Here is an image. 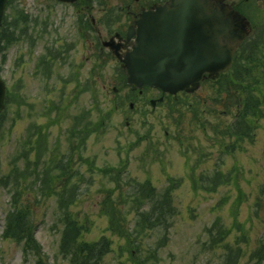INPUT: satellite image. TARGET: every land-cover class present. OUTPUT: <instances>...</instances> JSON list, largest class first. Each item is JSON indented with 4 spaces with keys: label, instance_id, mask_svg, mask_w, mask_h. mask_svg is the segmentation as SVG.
Returning <instances> with one entry per match:
<instances>
[{
    "label": "rangeland",
    "instance_id": "1",
    "mask_svg": "<svg viewBox=\"0 0 264 264\" xmlns=\"http://www.w3.org/2000/svg\"><path fill=\"white\" fill-rule=\"evenodd\" d=\"M234 1L253 18L254 26L264 25V0ZM143 2L147 0L81 1L91 4L85 17L77 14L80 4L54 0H11L6 6V24L14 20L16 11L23 18L13 30L17 39L0 42V75L9 92L0 118V264H69L73 258L69 245L66 257L59 253L62 211L57 197L66 192L59 186L64 166L70 178L67 194L77 185L75 202L68 207L81 232L76 245L85 249L87 244V253L97 246L89 262L100 254L98 264H225L229 246L231 264H264V254L262 259L257 255L264 248V193H260L264 184V78L259 80L263 94L257 96L261 115L257 119L247 116L248 124L243 126L252 127V135L243 133L228 150L229 139L223 138L222 131L216 135L215 128L232 123L233 115H222L219 109L216 115L207 101L187 108L195 97L210 95V84L191 95L178 94L172 114L167 103L153 109L145 103L150 97L142 94L130 109L123 102L128 88L117 90L116 96L112 90L119 78L116 59L107 48L97 54L96 46L115 31L125 30L130 22L126 13ZM90 18L97 26L83 37L77 21L88 25ZM260 38L264 39V27ZM52 46L59 52L67 50L66 60L52 62L47 71V65L38 61L42 56L49 60L45 47ZM82 115L96 128L85 138V146L81 135L70 136L69 145L74 117ZM40 126L45 127L41 133ZM29 137L33 151L30 144L24 146ZM15 167L13 175H17L12 176L10 170ZM116 170L122 173L119 188L112 181ZM8 174L10 180H4ZM43 177L40 192L38 182ZM213 178L214 185L209 183ZM147 179L154 191L146 196L161 199L156 217L168 205L161 225L151 228L135 225L137 211L149 205L137 201L132 185ZM13 195L20 206L22 200L30 204L26 216L32 222L36 254L25 255L22 242L3 235L5 220L13 211ZM112 200H121L124 206L121 220L128 223L129 238L108 231L112 227L106 215L113 211ZM217 219L230 233L212 246L213 239L218 240ZM102 238L108 242L104 247L100 246Z\"/></svg>",
    "mask_w": 264,
    "mask_h": 264
},
{
    "label": "water",
    "instance_id": "2",
    "mask_svg": "<svg viewBox=\"0 0 264 264\" xmlns=\"http://www.w3.org/2000/svg\"><path fill=\"white\" fill-rule=\"evenodd\" d=\"M74 1V0H63ZM6 0H0V23ZM248 21L225 3L214 0H169L144 10L127 29L131 49L104 42L123 62L131 87L156 86L176 93L198 87L205 73L228 69L247 35ZM5 84L0 78V111Z\"/></svg>",
    "mask_w": 264,
    "mask_h": 264
},
{
    "label": "trees",
    "instance_id": "3",
    "mask_svg": "<svg viewBox=\"0 0 264 264\" xmlns=\"http://www.w3.org/2000/svg\"><path fill=\"white\" fill-rule=\"evenodd\" d=\"M17 14V12H16ZM22 18V16H21ZM12 20V19H11ZM18 15L14 16V20L11 22H8L7 24L4 23L3 26L0 28V42H5L6 44L12 43V41L16 40V34L13 32L15 29V26L18 24ZM254 42V41H253ZM253 42H247L244 43L243 47L240 49V52H238L235 55L234 58V64L232 68L227 71L226 73L222 74L220 77H218L215 82H213L211 89L213 91V95L209 97L210 107L212 108V111L217 115L216 110L219 109V113L222 115H233L234 121L232 123H229L225 125V127H220L222 129L223 138L227 137L229 140V143L227 144L226 148H230L234 146V140L238 137H240L243 133H245V137H249L252 135V127H248L244 125L248 124L246 121L247 116H251L254 119L258 118L261 115V111L257 112V96L263 94V89L260 86V78H264V39L256 41L255 47H252ZM246 77H249L250 79L246 81ZM243 92L247 93H254L256 97L252 98H245L243 97ZM8 95V94H7ZM8 98V96H7ZM256 101H255V99ZM247 99V100H245ZM204 103L205 101H201L200 99H196L193 102L187 103V108L191 109L195 108V105ZM195 111V110H194ZM3 112L0 113V118L2 117ZM220 116V115H218ZM89 118L87 115H82L81 117L75 116L73 120V126L71 127L70 134L68 136L69 139V145H70V136L75 137H82L83 145L85 146V138L95 130V128L90 127V121H88ZM104 121V120H103ZM1 123V120H0ZM83 127V128H82ZM41 128H45L44 126H40L39 133H41ZM28 139V140H27ZM24 142V146L26 144H30L29 148H31V151H33L35 148L34 143L31 141V137L27 138ZM73 147V145H72ZM69 147L70 151L74 150V148ZM37 159H41V149L37 145ZM24 157L27 158V152H25ZM27 161V159H26ZM87 163H90L89 159H86ZM123 164L121 167L125 168V162H122ZM27 168V167H25ZM63 175L64 177H61L59 179V186H62L66 192L61 197H58V208L62 211V214L60 215L59 222H61V232H60V244H61V251L65 254L68 253V245L70 246L69 253L71 255H74L73 258H70L69 264H98L99 256H95V261L89 262V255L97 248V246H92L94 250L91 253H87L86 251H89L87 244H84L83 246H86L85 249H82L80 246L76 245V236L80 235L81 232L78 231V222L77 220L71 215L69 211V205L73 204L75 202V188L77 185L73 186V190L70 191V194H67L68 185H69V175L66 176V168L63 167ZM98 169V168H97ZM16 167L10 170L12 176H16L17 174L13 173L15 172ZM69 170V169H68ZM36 176L35 169L33 170ZM124 172V171H123ZM11 174L5 175L4 180H7V178H11ZM119 170H116L115 177L112 178V181L116 184V188H119L121 186V175ZM216 178L219 180V174L216 173ZM62 175V176H63ZM38 177H35L37 179ZM44 178H42V181L38 182L40 185V192L43 189V181ZM8 179L7 181H9ZM6 181V182H7ZM16 181V180H14ZM150 180L147 179L144 183L146 184H140V185H132V188L134 190H137L138 197L136 198L139 203H142L143 205H149L147 206L145 211L137 212L138 219L135 221L136 226H149L154 227L155 225H161L160 221L161 219H165L167 216V211L165 210L167 203L162 207L163 211L161 214H159L158 217H156V211L158 208V205L161 203V199H157L155 195L146 196L147 194H152L154 191V187L150 186L149 184ZM196 182V181H194ZM210 184H215L216 179H210ZM11 186L14 188H17L15 183H11ZM56 186V185H55ZM138 188V189H137ZM48 189V188H47ZM260 192L264 193V184L262 188L260 189ZM50 193V192H49ZM15 196L18 197V194L15 193ZM109 196H107L108 199ZM14 207L12 208L13 211L9 212L7 220H6V229H5V236L12 237V239H15L17 241L23 242V248L25 253H28L29 250L33 249L35 246V241L33 237V228L32 222L29 221L28 216H26L27 210H29L30 204H24V201L22 200V205L20 206L18 203V199L12 196ZM104 199V203L107 200ZM104 207H107V203L104 204ZM112 212L108 214L109 217V224H111L110 229H108L111 233L119 234L121 237L129 238L131 237V234L129 233V226L126 221V219L121 220L122 213L120 212V208L124 207L123 204L120 202H116L112 200L111 202ZM156 217V218H155ZM157 222V224H156ZM217 225V226H216ZM215 227L217 229L218 233V240L213 239L211 242V245L214 246L215 242L220 243L221 239H224L226 235H228L229 231H226L223 229L222 224L220 221L218 224L216 223ZM214 227V228H215ZM216 231V230H215ZM79 233V234H78ZM105 244H108L107 240L105 238H102L100 241V246L104 247ZM95 245V244H92ZM29 249V250H28ZM72 249H74V252L72 253ZM226 254L228 255L227 258H225V264H231L232 262V248L227 246L226 247ZM264 254V248L260 249L257 253V255ZM155 262H152L151 264H154Z\"/></svg>",
    "mask_w": 264,
    "mask_h": 264
},
{
    "label": "flooded vegetation",
    "instance_id": "4",
    "mask_svg": "<svg viewBox=\"0 0 264 264\" xmlns=\"http://www.w3.org/2000/svg\"><path fill=\"white\" fill-rule=\"evenodd\" d=\"M232 3L235 5V7L236 8H238L239 10H242L240 7H238L237 6V4L232 0ZM152 3H146V4H144V5H140L139 6V12H140V10L142 9V8H148V7H150V5H151ZM82 8H80V11H78V12H82V13H86L88 10H87V6H85V5H83V6H81ZM138 11H134V13L132 14V17L133 18H135L136 16H137V14L139 13ZM96 20L94 19V18H91V21H90V24H91V26H95L96 25ZM79 30H80V32H82V27H80L79 28ZM98 33V32H97ZM99 34V33H98ZM55 48L56 47H54L53 48V50H55ZM138 91V90H137ZM158 92L159 93V97H162V100H163V102H165V96H166V94H164L163 96H161L162 94H161V92L158 90V89H156V88H148V89H146L145 90V92L146 93H153V92ZM139 92V94H141L142 92H143V89L141 90V91H138ZM151 99H156V98H150L149 100H151ZM162 102V103H163ZM133 103V102H132ZM158 102H155L154 103V105L156 106V104H157Z\"/></svg>",
    "mask_w": 264,
    "mask_h": 264
}]
</instances>
